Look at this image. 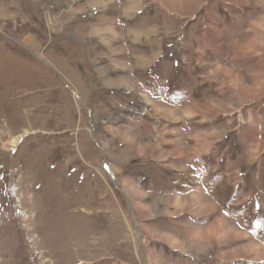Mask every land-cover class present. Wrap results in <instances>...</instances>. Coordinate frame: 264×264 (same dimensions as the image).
<instances>
[{
	"label": "rangeland",
	"instance_id": "374dc122",
	"mask_svg": "<svg viewBox=\"0 0 264 264\" xmlns=\"http://www.w3.org/2000/svg\"><path fill=\"white\" fill-rule=\"evenodd\" d=\"M215 24L238 36L195 75L205 87L190 69L158 80L183 99L192 87L184 109L115 71L148 52L141 29L174 40L167 54L184 67ZM256 55L264 0H0V264H264ZM168 130L194 155L187 170L165 159Z\"/></svg>",
	"mask_w": 264,
	"mask_h": 264
},
{
	"label": "crops",
	"instance_id": "0c3cea01",
	"mask_svg": "<svg viewBox=\"0 0 264 264\" xmlns=\"http://www.w3.org/2000/svg\"><path fill=\"white\" fill-rule=\"evenodd\" d=\"M114 6V3L112 4ZM137 4L132 3L130 1V3L126 4L125 6L123 5V9H125V12L127 15H131V12H133L132 10L135 9ZM157 25V24H156ZM156 25H154L153 28L150 29V31L145 30V29H141L140 33L138 34V37L135 41V44L137 46L141 45V47L144 50H147L148 52H144L142 54H134V55H130L128 61H126L125 63L122 64V66L118 67V65H116L115 68H120L121 70L118 69H114L115 71H120L123 72V75L121 77L123 82H127L128 84H130V82H135L138 83L139 86H141L143 89H146V91H148L149 94V89L150 90H156L158 94H165V96L167 97L166 99L169 100L170 102L172 101H180L181 104H179V106H177L176 103L171 104V107H173V110L176 109V107H183L186 108L187 106H189L190 104H188L191 101V97H192V87L187 86V88L189 89L188 91H186V93L189 95V97L183 99L181 95L178 94L177 88L171 87L170 90H168L167 88L171 86V83L168 81L167 83L164 81H158L160 80L161 74H165L164 76H167V79H171L172 75H175L178 71H182V70H189L191 71V75L194 77L193 78V84L194 87H196L199 91L206 86V83L201 82V80H199L198 76L195 77L196 74H202L203 73H207L210 74L209 71L211 68L214 69V71H216L220 65H219V59H218V55H219V51H218V47L216 46L219 43H223L225 42V38H228V36L233 37V36H238L236 35L234 32L236 31V29H234L233 31H230L227 29V24H222V25H213L211 26V29L209 31V33L206 35L207 39V43L205 45H203L201 48L198 49H194V47H189L187 52L189 53V58L182 60L183 63L185 64L184 67L180 66V61L177 59V57L175 55H173L172 53L167 54V52L171 51L174 53V49H173V45H174V40L168 42L166 45L160 43V38L157 35L159 28L156 29L157 27H155ZM234 27H236L235 25H233ZM222 27V28H219ZM172 26L167 25L166 28L163 29V33L164 35H168L169 39L172 38L171 33L173 32L172 30ZM175 30V29H174ZM237 30H240L239 27H237ZM165 31V32H164ZM107 32H109V30L107 29ZM233 32V33H232ZM147 37H146V36ZM195 36V35H194ZM194 36H189V32L187 33V39L188 38H193ZM184 39L181 38L180 40ZM179 40V39H178ZM194 40H202L201 35L196 36L194 38ZM236 40V39H235ZM226 43V42H225ZM166 46V50L164 49ZM123 52V51H121ZM215 56V57H213ZM257 59L255 62V66L254 68L257 70V74L255 75V77H260V79L258 78L257 81V87L260 86V90H259V94H262V85L264 84L263 81L261 80L264 74V55L258 56L256 55ZM233 60L236 59L235 56L232 57ZM170 59V60H169ZM166 60V61H164ZM181 61V63H182ZM210 61H214L213 65L210 66ZM248 63V62H247ZM162 65V66H159ZM167 67V69L165 68ZM248 68L250 69V67L248 66ZM247 69V70H249ZM113 71V68L112 70ZM243 70H239V74L241 75V72ZM245 71V70H244ZM132 77V78H131ZM251 77H254L251 75ZM257 79V78H255ZM143 80V81H142ZM178 87V86H177ZM117 90H119V87ZM159 88V90H158ZM116 90V89H113ZM145 91L144 94H147ZM128 94V93H127ZM130 94V93H129ZM196 94V92L194 91V95ZM173 96L175 97V99L173 98ZM188 104V105H186ZM201 108V107H200ZM189 113H192L193 110H195L193 108V106H190L189 108ZM174 123H176V120H174ZM174 126V125H173ZM185 126V124H184ZM186 130H188V128H186ZM178 132L177 130L175 131H167V134L165 133V136L160 137V142H162L163 140L166 141L168 138L169 139V144L171 145L170 148H175L173 151L170 150V156H168L165 159H170V160H181L182 161V165L185 167V170H187L189 163L193 160L194 155L192 153H190L188 151V148L186 147V149H180L177 145V141L178 138H181V136H178ZM226 136H221L220 138H218L216 142H219L220 140L225 139ZM175 139V140H173ZM208 141V138L204 136V141H201L200 138H196L195 139V143L198 144H204L206 145ZM161 143L159 144V148H161ZM189 147V146H188ZM192 148V147H190ZM199 151V150H197ZM202 156V152H200V155ZM258 157L255 158V162L254 164L256 165V172H257V176H260V181L263 180L262 176H263V172H264V162L262 161V157L264 156V153L262 155H257ZM234 162V159H231V163ZM223 170L225 171L227 170V166H225V163L223 164ZM220 169V167H219ZM235 170L233 167H230V170L227 172L229 173L230 171ZM168 170H165V173H167ZM169 172H171V175L174 174H179L177 168L171 167L169 168ZM227 173L226 176H227ZM221 185V184H220ZM219 185V186H220ZM178 187V185H177ZM176 199V198H175ZM258 204H256L257 206ZM259 208V207H256ZM256 216V215H255ZM224 222V221H223ZM242 236V235H241Z\"/></svg>",
	"mask_w": 264,
	"mask_h": 264
},
{
	"label": "built area",
	"instance_id": "2783aa9c",
	"mask_svg": "<svg viewBox=\"0 0 264 264\" xmlns=\"http://www.w3.org/2000/svg\"><path fill=\"white\" fill-rule=\"evenodd\" d=\"M12 42L16 44L18 41H15V40H14V41H12Z\"/></svg>",
	"mask_w": 264,
	"mask_h": 264
},
{
	"label": "bare ground",
	"instance_id": "6f19581e",
	"mask_svg": "<svg viewBox=\"0 0 264 264\" xmlns=\"http://www.w3.org/2000/svg\"><path fill=\"white\" fill-rule=\"evenodd\" d=\"M14 143H15V145H16V143H17V140H15V141H14Z\"/></svg>",
	"mask_w": 264,
	"mask_h": 264
}]
</instances>
